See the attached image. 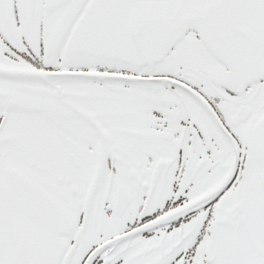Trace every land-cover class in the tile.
<instances>
[{"label":"snow or ice","instance_id":"snow-or-ice-1","mask_svg":"<svg viewBox=\"0 0 264 264\" xmlns=\"http://www.w3.org/2000/svg\"><path fill=\"white\" fill-rule=\"evenodd\" d=\"M0 264H264V0H0Z\"/></svg>","mask_w":264,"mask_h":264}]
</instances>
